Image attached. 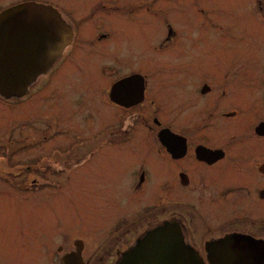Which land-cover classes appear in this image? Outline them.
<instances>
[{"label": "flooded vegetation", "instance_id": "1", "mask_svg": "<svg viewBox=\"0 0 264 264\" xmlns=\"http://www.w3.org/2000/svg\"><path fill=\"white\" fill-rule=\"evenodd\" d=\"M23 4L4 65L30 83L0 95V264H120L172 226L206 263L221 244L263 260L264 0H0V13ZM100 182L114 208L89 253L66 201Z\"/></svg>", "mask_w": 264, "mask_h": 264}, {"label": "water", "instance_id": "2", "mask_svg": "<svg viewBox=\"0 0 264 264\" xmlns=\"http://www.w3.org/2000/svg\"><path fill=\"white\" fill-rule=\"evenodd\" d=\"M31 7L27 4L9 8L0 13V95L11 99L24 96L30 83L31 73L19 71L15 76L10 73L5 63V58L9 54L6 43L10 42L20 32V28L29 22ZM46 15V11L39 10V17ZM59 15L55 11V21ZM209 250V248H207ZM213 261L210 263L204 260L190 248L182 238L177 227L172 226L166 234H152L125 255L120 264H264L261 260L262 248L254 246H239L238 253L233 256L226 254L227 248L223 244L215 246ZM256 254H259L257 256Z\"/></svg>", "mask_w": 264, "mask_h": 264}, {"label": "rangeland", "instance_id": "3", "mask_svg": "<svg viewBox=\"0 0 264 264\" xmlns=\"http://www.w3.org/2000/svg\"><path fill=\"white\" fill-rule=\"evenodd\" d=\"M109 188V185L106 187L101 182L97 185L92 184L87 187V194L72 195L66 201L71 225H75L76 228L82 227L87 233V237H93V239L87 240L89 253L96 248L97 240L100 238L98 223L104 224L105 219L113 214L114 203L108 193Z\"/></svg>", "mask_w": 264, "mask_h": 264}]
</instances>
